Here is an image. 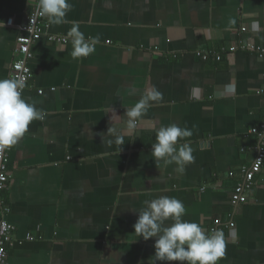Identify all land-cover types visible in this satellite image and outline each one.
Segmentation results:
<instances>
[{"label":"crops","instance_id":"crops-1","mask_svg":"<svg viewBox=\"0 0 264 264\" xmlns=\"http://www.w3.org/2000/svg\"><path fill=\"white\" fill-rule=\"evenodd\" d=\"M69 3L66 22L48 23L31 46L32 78L22 95L47 115L7 153L0 204L14 228L9 264H148L155 238H138L133 225L145 201L160 196L181 200L183 219L205 231L214 220L234 223L218 264H264V163L246 202L231 205L240 168L257 152L248 132L263 122L264 59L239 48L264 47V0ZM36 4L0 0V78L10 76L18 27ZM74 21L86 39L100 40L80 59L65 39ZM197 52L222 57L202 61ZM153 86L162 101L127 130L126 109ZM172 123L193 132L180 141L193 155L182 174L151 154L155 130ZM110 126L124 144L103 141Z\"/></svg>","mask_w":264,"mask_h":264},{"label":"clouds","instance_id":"clouds-1","mask_svg":"<svg viewBox=\"0 0 264 264\" xmlns=\"http://www.w3.org/2000/svg\"><path fill=\"white\" fill-rule=\"evenodd\" d=\"M71 7L69 0H37L35 15L45 17L50 25H60L66 22L65 17ZM229 23L235 25L236 21L233 19ZM4 27V22L0 21V28ZM65 39L70 40L73 59L89 56L100 42L98 36L86 39L76 21L72 23ZM25 87V81L21 78H0V150L16 145L33 121L46 118L44 110L23 97ZM162 99V93L155 86L145 90L135 105L126 109L125 128L134 130L148 108ZM192 135L191 129L182 128L176 123L158 127L155 130V142L151 144L153 160L157 165L174 164L176 172L182 174L186 165L192 162L193 155L190 144L180 141ZM105 136L113 137L106 141L109 145L124 144V137L115 126H110L107 133L102 135L103 141ZM145 205L138 210V219L133 228L134 234L144 241L155 238L154 254L148 258V264H218L224 257V233L220 230L205 231L200 224L183 219L186 209L181 200L160 196L145 201Z\"/></svg>","mask_w":264,"mask_h":264},{"label":"built area","instance_id":"built-area-1","mask_svg":"<svg viewBox=\"0 0 264 264\" xmlns=\"http://www.w3.org/2000/svg\"><path fill=\"white\" fill-rule=\"evenodd\" d=\"M34 1L37 2V0ZM6 26L18 27L10 23ZM48 28L49 24L44 20V17H38L35 15V13L29 16L27 24L24 27H18L19 34L16 37L15 49L13 52L14 61L11 65L10 76L23 79L26 86L32 78V72L30 68V62L33 58L31 46L33 43L46 35ZM241 31L244 32L245 29L242 28ZM46 37L50 42H64L62 39L56 38L55 36L47 35ZM239 49L253 53L259 58L264 59V47L248 44L247 46H242ZM228 51L229 53H234L237 51V48L232 47ZM196 56L202 61H206L211 58L216 62H219L222 57L216 53L209 54L204 52H197ZM39 93L41 94L42 92L39 91ZM248 133L251 135H256L258 138L257 152L250 165L242 166L240 168V180L236 184L231 196V205L235 208L246 202L247 193L252 189L254 185V178L257 174H259L264 163V113L262 124L258 128H252ZM8 151L9 149L0 150V194L6 190L10 179V173L6 164ZM7 211L8 209L2 208L0 204V264H9L8 248L12 245V232L14 228L3 218L5 212ZM234 226L235 225L233 222L224 224L220 220H214L210 226L209 232L213 230H220L225 234L226 230L232 231Z\"/></svg>","mask_w":264,"mask_h":264}]
</instances>
